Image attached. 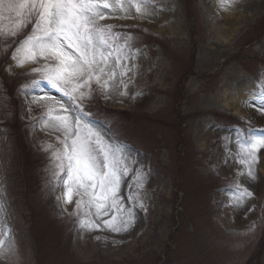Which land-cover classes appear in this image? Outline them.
I'll return each mask as SVG.
<instances>
[{
  "label": "rangeland",
  "instance_id": "1",
  "mask_svg": "<svg viewBox=\"0 0 264 264\" xmlns=\"http://www.w3.org/2000/svg\"><path fill=\"white\" fill-rule=\"evenodd\" d=\"M149 7L147 16L105 21L134 34L136 70L125 80L127 94H119L121 86L105 99L93 85L92 97L81 102L91 123L124 147L129 166L144 173L140 196L147 211L134 209L136 223L127 233L84 231L93 242L89 259L77 251L75 205L62 211L59 191L49 183L41 146L55 143V136L32 127L45 109L33 106L30 113L18 91L31 79L22 73L37 65L15 68L10 59L31 25L0 39V201L10 197L18 220L7 222L0 205V223H7L10 239L26 235L29 264H264V157L259 185H246L253 198L235 210L226 207L236 172L225 166L224 147L237 131L264 129L255 106L264 100V0H151ZM215 26L226 29L227 41L211 38ZM226 102H237L244 113H232ZM134 174L121 184L126 208L137 191L129 187ZM19 263L0 256V264Z\"/></svg>",
  "mask_w": 264,
  "mask_h": 264
},
{
  "label": "snow or ice",
  "instance_id": "2",
  "mask_svg": "<svg viewBox=\"0 0 264 264\" xmlns=\"http://www.w3.org/2000/svg\"><path fill=\"white\" fill-rule=\"evenodd\" d=\"M151 0H0V39L16 37L30 24L31 29L11 51L15 68L36 64L22 73L31 79L21 86L28 111L33 106L45 111L37 124L55 143H44L54 183L58 206L76 217L81 232L95 230L114 234L129 232L136 223L134 209L147 211L140 196L145 175L128 164L124 147L106 138L103 131L91 123L81 103L94 93L93 85L110 98L113 91L127 94L128 83L135 77L136 54L132 51L133 33L119 31L108 19L147 16ZM235 4L239 0H228ZM224 5L222 4V7ZM5 14L9 20L4 24ZM8 51V46L3 49ZM43 61V63H40ZM12 70V66L9 67ZM131 74V76L129 75ZM117 75L119 80H117ZM54 89L62 100L45 89ZM38 90V91H36ZM264 96V84L260 85ZM29 96L31 99H29ZM253 106V105H249ZM264 115V100L256 104ZM59 135H56V134ZM231 145V146H230ZM225 147V166L235 167V183L228 189L226 207L244 210L254 193L246 185L258 180V165L264 153V129L249 128L236 132ZM135 162V161H133ZM134 172L132 182L137 189L129 193L131 207H125L120 196L124 178ZM249 212L252 209H248ZM109 219H102L109 217ZM256 225L249 226L248 232ZM6 222L0 223V256L15 255V241L9 238ZM96 239H100L99 236Z\"/></svg>",
  "mask_w": 264,
  "mask_h": 264
},
{
  "label": "bare ground",
  "instance_id": "3",
  "mask_svg": "<svg viewBox=\"0 0 264 264\" xmlns=\"http://www.w3.org/2000/svg\"><path fill=\"white\" fill-rule=\"evenodd\" d=\"M226 29L220 28L219 26H215L212 29L211 38L215 39L216 41H227V33ZM225 108L231 111L232 113L243 114L244 111L241 109L237 102L225 103ZM228 168L231 167V164L227 166ZM260 178L258 177V180ZM256 181L255 184L258 186L259 181ZM2 201H0V205H3L2 212L5 220L7 222L18 221L16 220L17 217L15 215L14 209L12 207V202L9 196L4 195ZM72 205H69L68 208L70 209ZM15 241V258L19 260V264H29L31 261L30 255V244L26 235L20 234L13 237ZM76 247L79 255L84 259H89L92 253L93 242L87 238L85 232H81L80 230L76 233Z\"/></svg>",
  "mask_w": 264,
  "mask_h": 264
}]
</instances>
